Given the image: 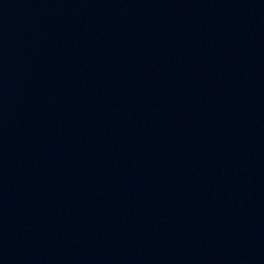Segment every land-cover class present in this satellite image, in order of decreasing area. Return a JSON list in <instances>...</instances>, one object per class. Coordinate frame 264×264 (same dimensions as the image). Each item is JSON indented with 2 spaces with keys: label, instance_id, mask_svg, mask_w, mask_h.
Wrapping results in <instances>:
<instances>
[{
  "label": "water",
  "instance_id": "obj_1",
  "mask_svg": "<svg viewBox=\"0 0 264 264\" xmlns=\"http://www.w3.org/2000/svg\"><path fill=\"white\" fill-rule=\"evenodd\" d=\"M0 264H264V0H0Z\"/></svg>",
  "mask_w": 264,
  "mask_h": 264
}]
</instances>
